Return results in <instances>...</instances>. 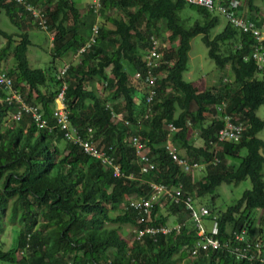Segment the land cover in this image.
Masks as SVG:
<instances>
[{"label": "trees", "instance_id": "16d2710c", "mask_svg": "<svg viewBox=\"0 0 264 264\" xmlns=\"http://www.w3.org/2000/svg\"><path fill=\"white\" fill-rule=\"evenodd\" d=\"M26 1L44 10L47 31L52 33L50 62L46 71L29 66L26 58L29 41L23 33L11 48L13 63L6 69L12 76L14 87L21 82L26 85V100H29L31 90L35 93L34 102L41 108L46 123L38 128L23 116L20 121H6L2 125L4 116L12 108L0 102V236L5 229L2 219L5 213H8L7 223L18 224L21 230L13 249L0 247V260L17 264H176L170 263V256L178 252L179 258L184 257V250L189 251L196 239L188 218L183 219L186 222L179 231L170 228L165 234L145 235L141 241H132L128 245L121 236L119 225L132 227L135 218L129 208L121 214H113L118 204L121 201L126 203L130 195L137 198L151 194L150 182L180 186L193 201L199 197L201 201L194 202V206L209 208L203 217L204 227L215 222L216 237L220 241L228 237L224 226L230 225V230L242 228L248 217L245 214L252 209L261 210L264 227V187L260 174L264 164V141L256 137L264 127V120L255 114V110L264 105V73L257 75L254 59L249 56L254 45H260L264 53V40L258 44L250 33H243L227 22L208 38L207 34L217 24L218 17L182 0H101L100 17L109 21L112 28L99 25L96 41L76 56L78 61H64L68 67L61 80L52 81L60 67L56 60L60 62L66 55L76 54V49L85 44L95 14L89 9L80 13L72 0ZM246 5L249 11H257L251 0H246ZM111 6H117L115 15L109 11L105 13ZM184 6L196 8L201 19L185 27L177 16V11ZM103 8H106L104 12ZM0 9L17 27L19 14L28 16L21 6L10 0H0ZM161 20L165 21V40L170 44L175 41V44L159 47L162 61L152 72L160 76L154 79L152 100L146 103L144 97L149 87L143 82L148 69L144 53L149 48V38L157 35L158 21ZM248 20L255 22L252 17ZM197 34L201 35L207 57L220 69L227 65L232 73L231 82L214 91L198 90L182 78L189 40ZM0 35L7 38L0 53L2 59L10 49V38L1 30ZM123 60L129 64L132 73L123 70ZM107 68L109 74L105 72ZM134 73L139 75L133 78L140 87L138 103L133 101L135 89L130 85ZM93 78L105 83L102 95L85 87ZM62 81L66 84L64 100L69 118L66 129L55 125L52 117L53 98ZM19 88L23 92V88ZM109 100H114L112 110L123 112V120L128 123L111 118L105 106ZM218 103H224L221 114L229 116L231 121H241L243 129L238 141L222 142L211 149L208 141L215 139L217 130L223 125L221 118L212 117L214 104ZM192 105L194 107L190 108ZM146 108L150 114L144 118ZM176 109L179 112L173 116ZM166 121L176 127L171 136H167ZM87 128L92 130L91 140L97 141L111 162L118 164L119 175L113 174L111 166L88 155L77 143L64 136L65 131L73 129L85 138ZM192 129H197L203 145L192 144L189 137ZM133 135L146 141L148 155L155 165L150 172L139 171L134 151L128 144ZM166 142L176 151L185 153L178 152L180 157L207 162L196 179L169 157L164 148ZM61 143L67 150L65 155H62ZM242 150L245 153L240 155ZM245 178L250 187L224 210L211 209L209 204H212L213 197H210L209 204L202 201L220 183L236 184ZM160 202L152 207L150 224L166 225V217L158 212ZM38 207L43 211L41 222L36 223L34 210ZM169 208L179 219L181 214L186 215L176 204H170ZM36 224H41L39 229L32 230ZM46 227L47 234L39 233ZM28 235L26 254L17 259L15 253L24 246ZM257 238L254 241H260L264 250V234L260 240ZM78 251L81 253L77 254ZM57 252L62 253L57 257ZM187 264L261 263L236 261L228 252L219 250H199Z\"/></svg>", "mask_w": 264, "mask_h": 264}, {"label": "built area", "instance_id": "2783aa9c", "mask_svg": "<svg viewBox=\"0 0 264 264\" xmlns=\"http://www.w3.org/2000/svg\"><path fill=\"white\" fill-rule=\"evenodd\" d=\"M15 4L21 6L24 11L29 15L31 22L40 28L41 30L47 31L46 17L43 8L34 5L26 0H10ZM101 0H90L89 8L92 13L95 14V22L90 27V35L85 40V44L80 46L76 50V56L84 52V50L91 44L96 41L97 31H98V19L100 17L99 9L101 8ZM186 4L195 5L203 8L211 14H217L225 18V20L235 29L240 30L243 33H250L251 36L255 39L256 43L261 44L264 40V29L260 30L255 26L253 22L243 17V15L236 8L240 2H219L214 0H183ZM106 9V8H105ZM103 8V12L105 10ZM107 11L115 12L117 11V6H111ZM102 22V21H101ZM48 32V31H47ZM51 38V37H50ZM159 49L156 45V41L153 37L149 39V48L144 54V63L148 67L146 69L143 82L146 83L149 87L147 95L144 97V102L149 103L152 100L153 96V81L157 78V75H154L152 69L157 67L162 61V54L158 52ZM249 56L253 58L254 64L256 67L257 74L264 73V53L261 51V47L254 45L253 49L250 51ZM244 59L247 57H243ZM68 64L63 62L59 71L53 76V80H61L63 72L67 69ZM134 78H138L137 73L133 74ZM25 86L24 82H21L16 87L13 85L12 76L8 75L7 69L0 64V89L3 91V95L0 96V102L5 103L10 106L11 111H7L2 121H13L17 122L22 119L23 116H26L30 119L31 122L38 128L45 126L46 119L43 116L41 108L34 102L35 93L31 90V95L29 100L25 99L26 93L22 92L19 87ZM66 84L62 81L56 95L53 98L52 105V117L55 121V125H58L60 129H66L69 125L68 111L66 108L64 100V90ZM108 108L111 109V106L107 104ZM215 116L223 120V125L220 127L217 132L214 140L208 141L209 146L216 148L218 143L222 142H236L239 140L243 124L241 121H231L229 116H224L221 112H224V103H218L214 106ZM112 118H122L121 114H116L110 110ZM150 114L149 108H146L143 117L147 118ZM125 123H128L127 120H123ZM2 124V125H5ZM165 128L167 129V136H171L175 131L176 127L170 122L166 121ZM91 129L87 128V137L82 138L75 131L64 132V136L70 139L73 143H77L82 149L90 156L96 157L101 160V162L106 165L111 166L113 174L119 175V166L118 164L112 163L111 158L106 156L104 150L99 148L97 141L91 140ZM128 144L134 151V155L137 163L139 164V171L141 173L150 172L154 169V162L150 159L148 155V146L146 141H141L137 135L129 137ZM164 148L169 155V157L183 170L191 172L195 169L198 170L201 167L203 168L207 162H196L191 161L185 156H178L176 149L170 144L166 143ZM190 160V161H188ZM216 160V159H214ZM202 170V169H201ZM200 170V171H201ZM199 171V172H200ZM130 177V176H129ZM150 190L152 193L146 197H135L130 198L127 203L123 206L125 209L129 208L131 214L135 218V225L132 226V233L135 239L141 241L142 237L145 235H154L157 233L165 234L169 232L170 228L167 225H162L161 223H151L152 217V207L156 202L164 200L169 204H176L181 207V209L186 213V218L189 219V222L194 228L196 239L191 245L188 253L190 256L195 257L199 250L209 251V250H219L221 252H228L229 255L234 260H247V261H256L261 264H264V250L260 242L248 240L246 236V231L243 228L238 230H228L227 239L220 241L217 239L216 235L218 234L217 225L215 222H211L208 229L204 227L203 217L208 213V209L202 205L194 206V201L190 195L184 194L181 191L180 186H171L163 183L157 184L150 182ZM158 205V204H157ZM156 217V213L155 216ZM155 219V218H154ZM184 222H180L175 229L179 231L180 227ZM29 235L25 238L24 246L18 249L15 253L16 258L19 259L26 254L28 248ZM27 264V263H25Z\"/></svg>", "mask_w": 264, "mask_h": 264}, {"label": "rangeland", "instance_id": "374dc122", "mask_svg": "<svg viewBox=\"0 0 264 264\" xmlns=\"http://www.w3.org/2000/svg\"><path fill=\"white\" fill-rule=\"evenodd\" d=\"M80 13H85L89 8V0H72ZM228 3H231L233 0H225ZM241 6H240V12L244 15L247 16H252V20L257 22L260 25H264V0H251L252 4L256 6L257 11H249L247 9V5L244 4L246 0H241ZM244 5V6H243ZM200 12L196 8H189L188 6H184L181 10L177 11V16L181 23L186 27L190 25L192 22L200 20ZM19 14V13H18ZM19 27L15 26L11 21L7 18V16L4 13L3 9H0V30L4 31L6 34L9 35L10 38V49L6 52L4 57L0 59V64L4 67L7 68L10 66L12 62L11 59V48L16 45V43L19 40L20 34L25 33L29 44L27 46L26 50V58L28 61V64L31 68H40L43 71H46V66L50 62V55L52 54V42H51V35L52 33H49L47 31L41 30L37 26L33 25L30 21L29 15L26 16L25 14H19ZM102 21V22H101ZM165 21L161 20L158 21V32L156 36H152L155 41L156 45L159 49L160 46L163 47H169V45L173 46L175 44V41L170 44L165 40ZM225 19L222 16H218L217 24L212 28L208 34V38H212V36L219 32L223 25L225 24ZM104 25L105 27H109V21L105 19H98V24ZM150 39V38H149ZM6 40L7 38L3 37L0 35V53L2 48L6 45ZM164 40V41H163ZM160 53V51H158ZM144 53V52H143ZM162 54V53H161ZM79 58H76V55L73 54H68L66 57L62 58V60L59 62L56 60V65H61L64 61L74 63L78 61ZM122 68L125 72L127 73H132L133 71L129 67V64L125 62L124 60L122 61ZM106 74H109V68L106 69ZM132 75V74H131ZM231 70L227 65H224L222 69L216 67V65L213 63L212 60H210L207 57L206 54V47L204 43L201 40V35L197 34L193 37L190 38L189 40V49L187 51V61H186V69L182 73V78L188 82H191L196 89L202 90V89H208L211 91L216 90L217 88L221 87L223 84H228L231 82ZM259 78V77H258ZM129 83V82H128ZM103 80H97L93 78L88 82L85 87L88 89H93L98 93V95H102L103 93ZM130 85L135 89L134 93L132 94V98L134 103L139 102V92H140V87L137 85L136 81L132 78L130 81ZM23 92H26V85L22 86ZM117 99V101H119ZM113 101H107L108 104H113ZM116 101V100H115ZM194 106L192 105L190 108H193ZM178 109H176L173 113V116H176L178 113ZM255 114L257 117L260 119L264 120V105H260L256 110ZM5 121H2V124H4ZM187 125H189V121L186 122ZM197 129H192L191 133L189 135L192 144L195 146H201L203 145L202 138L200 137V134ZM256 137L264 141V127L256 133ZM218 146L220 143L217 144ZM60 147L62 148V155H65L67 150L64 147V144H60ZM211 149L212 147L209 146ZM217 148V147H216ZM214 149V148H213ZM180 154H185L182 150L178 151ZM245 153L244 150L240 151L239 154L243 155ZM187 158V157H186ZM230 160V159H228ZM202 162V161H201ZM231 163V162H230ZM238 161L236 162V164ZM235 164V165H236ZM202 169V167L198 170H193L191 172V176L193 178L198 177L199 171ZM261 180L263 183L264 187V164L261 169ZM250 187V182L247 178L241 180L240 182L233 184V183H220L216 187H214L213 192L211 195H205L202 199V201L207 204L210 203V197H213L212 204H209L211 209L213 208L214 211H222L226 207L233 205L236 200L240 197L241 193L243 190L248 189ZM133 195H130L128 200ZM198 201H201L199 197H196V200L194 202L197 204L199 203ZM127 203V202H126ZM124 201H121L120 204H118L117 208L113 211V214H121L125 208L123 207L126 204ZM169 203H164L160 202L158 204V212L161 213L164 217H166V225L168 228L174 227L176 228L177 225H179L180 222L184 221V224L186 220H183L186 218L185 214L179 216L175 214H171V209L169 208ZM209 209V208H208ZM7 210V209H6ZM43 209L41 207H38L34 210V219L37 222H41V213ZM214 211H212L214 213ZM157 212V213H158ZM8 216V213L3 214L2 219L4 220V226L5 229L3 233L0 236V247L3 250L6 249H13L16 245V238L20 236V226L18 224H12L9 225L7 223L6 217ZM246 221H244V226L242 227L246 231V236L248 240H255L256 237L257 239H261L263 234H264V227L262 224V219H263V214L260 209H252L245 214ZM182 219V220H181ZM17 223V219L14 220ZM172 226H169L171 225ZM188 224V222H187ZM41 225V224H39ZM39 225H34L32 230H38ZM117 225V224H116ZM115 225V226H116ZM189 225V224H188ZM106 226H112L111 224H107ZM249 226V228H248ZM118 227V226H117ZM205 227L208 228L209 225L205 224ZM224 228L226 231L230 230V225H225ZM132 227L129 225H119V231L121 233V236L124 237L127 240L128 245L132 243V241H139L135 239L132 233ZM248 231V233H247ZM41 234H47L48 233V227L44 228L39 232ZM258 241V240H257ZM260 242V241H258ZM261 244V243H260ZM62 252H57L56 256L58 257L59 254ZM81 252L78 251L77 254H80ZM185 256L179 258L178 252H174L170 256V263H176V264H187L191 262L195 257H192L189 255L188 250H184ZM66 260H68V257L66 255L64 256ZM0 264H16L8 261H3L0 260Z\"/></svg>", "mask_w": 264, "mask_h": 264}, {"label": "clouds", "instance_id": "9594fccd", "mask_svg": "<svg viewBox=\"0 0 264 264\" xmlns=\"http://www.w3.org/2000/svg\"><path fill=\"white\" fill-rule=\"evenodd\" d=\"M183 1V0H182ZM214 1H219V2H227V1H225V0H214ZM235 1H237V2H242V1H240V0H235ZM234 1V2H235ZM89 2H90V0H89ZM184 2V1H183ZM233 2V1H232ZM185 3V2H184ZM239 3V5H237L236 6V8L239 10V12H240V6H241V4ZM186 4V3H185ZM188 5H191V4H188ZM88 6H89V4H88ZM193 6H195V5H193ZM198 7V6H197ZM42 8V7H41ZM128 9V8H127ZM91 11V10H90ZM206 11V10H205ZM113 15H115L116 13H117V11H115V12H111ZM209 13V12H208ZM241 13V12H240ZM211 14V13H210ZM242 14V13H241ZM211 15H214V16H216V17H218V16H220V15H217V14H211ZM243 15V14H242ZM224 18V17H223ZM102 19V18H101ZM225 19V18H224ZM226 21V20H225ZM94 22H95V20H94ZM227 22V21H226ZM228 23V22H227ZM110 24V26L109 27H106V28H112V26H111V23H109ZM100 25V24H99ZM101 25H102V23H101ZM104 26V25H103ZM91 27V26H90ZM260 29V28H259ZM89 30H90V28H89ZM98 31H97V36H98ZM90 35V34H89ZM96 36V37H97ZM145 54V53H144ZM155 75H157V78L160 76V74L159 73H155ZM258 75V74H257ZM263 74H260L259 76H262ZM132 78H134V76L132 75ZM105 84V83H104ZM107 104L108 103H105V106L108 108V106H107ZM109 106H111V104H108ZM216 104H214V106H215ZM109 109V108H108ZM112 109V108H111ZM111 109H109V112H110V110ZM113 111V110H112ZM114 112V111H113ZM114 113H116V112H114ZM116 114H121V115H123V112H119V113H116ZM111 115V114H110ZM215 116V114L214 115H212V117H214ZM112 118V117H111ZM112 119H114V120H120V119H122L123 120V117L122 118H112ZM126 120V119H125ZM167 143V142H166ZM169 143V142H168ZM177 153H178V151H176ZM179 154V153H178ZM182 156V155H181ZM203 169V168H202Z\"/></svg>", "mask_w": 264, "mask_h": 264}, {"label": "crops", "instance_id": "0c3cea01", "mask_svg": "<svg viewBox=\"0 0 264 264\" xmlns=\"http://www.w3.org/2000/svg\"><path fill=\"white\" fill-rule=\"evenodd\" d=\"M241 1V0H240ZM242 3V2H241ZM240 3V4H241ZM244 4H246V2L244 3ZM75 6H76V4H75ZM244 6V5H243ZM76 8H77V6H76ZM78 9V8H77ZM243 17L244 18H246V19H248V18H251L252 16L250 15V16H247V15H244L243 14ZM110 23V22H109ZM255 23V25L258 27V28H260V30H263L264 29V25H260V24H258L257 22H254ZM90 34V33H89ZM164 41V40H163ZM82 46V45H81ZM79 48V47H78ZM77 50V49H76ZM76 52V51H75ZM80 55V54H79ZM77 58V57H76ZM11 65V64H10ZM17 264V263H16Z\"/></svg>", "mask_w": 264, "mask_h": 264}]
</instances>
